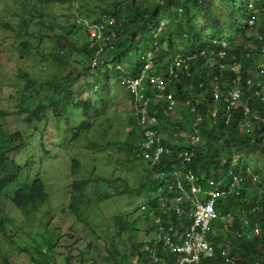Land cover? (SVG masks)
<instances>
[{
  "label": "trees",
  "instance_id": "1",
  "mask_svg": "<svg viewBox=\"0 0 264 264\" xmlns=\"http://www.w3.org/2000/svg\"><path fill=\"white\" fill-rule=\"evenodd\" d=\"M54 2L74 3L75 0H48ZM231 12V27L233 39L240 35L247 36L244 44H237L235 40L229 42L225 40L224 32L220 31V22L214 11V0H117L114 9H99L98 12L85 11L80 16L86 17L93 23L101 22L104 16L114 18L115 24L112 26L115 37L105 43L99 44L103 47V53L99 55V65L96 67V77L101 76L102 63H111L119 65L121 70L115 69V79L127 74L136 77L141 69V56L149 49H157L155 59V69L165 68V63H170L174 55L179 52L183 55H196L195 61L191 63L189 75L181 72L179 80L173 82L167 94L173 93L179 101L178 109L181 114L174 113L169 108L165 100H161L160 95L154 94L151 98L153 101L150 105L149 112L156 115L160 121L158 130L161 133L166 132L170 141H164L165 144L171 145L173 149L170 153L164 154L162 162L151 168L147 164L146 178L147 185H143L148 190L149 206L151 210L156 209L155 193L161 185V180L156 176V172L161 169H168L180 165L177 159V153L184 148H191L194 153V159L190 167L199 173L203 180L209 179L222 180L224 186L231 183V169L245 177V187L242 195H229L221 198L217 204L219 220L214 223V233L211 234L210 240L214 245L229 248L231 254L238 258L234 264H264V172H249L250 163L247 162L254 157H264V127L258 130L252 125H248L249 118L243 113V108L233 112V119L228 123L227 108L223 104H216L212 98L213 86L218 85L222 92L227 91L231 87L232 75L230 72H223V76L218 74V67L207 65L208 58L202 54V48L207 47L215 40H225L231 45V59L242 61L244 65V88L246 89L247 81H256V74H260L261 55L260 50L264 46V40L261 42L256 33L264 34V0H221ZM121 3L124 5L122 6ZM253 4L256 12L257 21L254 27L249 26V20L253 13L249 9V4ZM198 15H202L207 23L211 25L213 32L217 37H206L200 31L196 30L195 18L192 10ZM96 15V17H95ZM76 16H73L75 19ZM169 22L170 30L166 34L157 36V32L162 22ZM255 28V34L250 35L252 29ZM68 33L72 36V40L65 37V46L63 48L56 46L55 51L49 54L50 59L58 68L57 74L52 78L48 75L43 81H39L35 77H21L26 81L23 96L33 92L34 88L41 87V91H36L38 97L42 98L43 89L48 86L51 96L46 98V102L38 106L34 111L23 109L22 112L29 114L26 118L28 123L34 120H42L43 116L49 108L54 110L55 116L70 121L69 112L73 111L79 116L82 111V123L75 127L72 131V141L80 139L81 135L88 133L91 128V122L87 118L92 111L97 112L91 101H84L76 108L71 107V101L75 100L71 94L75 84L80 79L89 78L87 72L93 68V60L100 48H91L90 37L87 30L82 26L71 25ZM80 33H79V32ZM74 34V35H72ZM232 38V37H231ZM251 43L252 47L247 45ZM134 54L133 58L131 55ZM250 55L247 57V55ZM75 65H79L81 70ZM126 66V70L123 68ZM24 75V74H22ZM65 75V76H64ZM220 78H219V77ZM222 80V81H221ZM215 83V84H214ZM230 83V84H229ZM214 84V85H213ZM230 86H229V85ZM202 86V88H201ZM152 92H149V95ZM78 101H82L78 98ZM190 103L189 106H186ZM244 104H248L252 112L259 113L264 117V100L254 96L251 90L245 97ZM61 106V110L60 107ZM219 108L218 117L206 120L204 123L197 125L196 119L204 116L209 111ZM192 108L196 111L192 112ZM60 110V112H59ZM132 113V112H131ZM11 113H4V116ZM21 113H18L19 115ZM183 117V119H182ZM128 124L131 129L127 131V135L123 142L114 143L117 151L125 150L128 159L134 165L145 164L143 148H142V130L137 125V119L127 116ZM247 125L248 129H244ZM3 130L0 127V135ZM185 132L186 136L175 138L176 133ZM197 135L200 141L192 144V137ZM18 138H22L18 132L10 137L0 140V197L5 189L17 182L23 172V166L9 156L11 152L18 151L23 147V143H16ZM172 141L174 143H172ZM89 144L97 147V144L91 139ZM82 162L74 159L72 164V174L77 175L80 172ZM254 176H258V180H254ZM105 181L109 186V192L100 190L96 203L100 204L110 200L113 197L130 193L128 190H122L118 185L119 179H83L74 181L72 184V197L69 211L77 218H81L82 205H89L90 201H84V190L96 182ZM251 186H255L254 191L250 190ZM50 200V194L47 191L45 181L38 176L33 184L20 187L13 195L12 202L27 217L30 213L40 209L41 205ZM259 206L260 210L255 215L250 214V219L254 224L262 229L260 237L254 240H244L238 237V232L244 228V216L242 210H251L252 207ZM233 221L224 223L227 226V235H219L215 233L219 227H222L223 218H232ZM120 231L128 229V224L121 216L116 218ZM11 220L4 215L3 209L0 207V233H6V226ZM120 235V232H118ZM46 246H38L37 252L42 258L33 257L34 264H58L55 259V247L50 244ZM146 243L138 242L128 254H120L116 249L110 251L105 264H133L135 256H139V262L144 263L148 260L147 253L142 249ZM220 251V250H219ZM157 253L164 259L163 264H175L176 256L168 254L160 246ZM83 264V257H80ZM67 264H71V259H66ZM2 264H12L7 257L2 258ZM200 264H229L220 253L214 258L203 259Z\"/></svg>",
  "mask_w": 264,
  "mask_h": 264
},
{
  "label": "rangeland",
  "instance_id": "2",
  "mask_svg": "<svg viewBox=\"0 0 264 264\" xmlns=\"http://www.w3.org/2000/svg\"><path fill=\"white\" fill-rule=\"evenodd\" d=\"M116 1L0 0V127L3 130L0 140L18 132L21 134L22 138H18L16 143H23V147L9 156L24 168L19 180L7 187L0 197V207L11 220L6 233H0V264L3 257L10 259L12 264H34V256L42 258L37 247L49 248L48 242L55 247L58 264H67L68 257L71 264H81L80 257L84 258L83 264H105L110 251L116 249L120 254H128L135 244L147 243L154 236L149 229L148 190L143 188L148 182L144 177L147 162L134 165L125 150L117 151L114 145L123 142L131 129L127 116H132V113L128 96L123 93L112 69L104 65L99 78L96 77V68H91L87 72L89 78L80 79L71 91L75 99L71 101L72 108L91 101L97 110L88 114L91 128L77 141H72V131L82 123L81 110L79 116L69 112L70 121H67L56 117L54 110L49 108L42 120L31 123L26 121L29 114L22 112L23 109L36 110L52 92L45 86L42 98L36 93L41 91V87L23 96L27 83L21 77H35L39 81L47 75L52 78L59 71L49 54L58 44L60 48L65 46V37L72 40L68 33H72L71 25L76 24L73 16L85 11L114 9ZM214 7L225 40L244 44L246 34L233 39L231 12L227 5L214 0ZM192 15L197 31L206 37H217L202 15L194 9ZM166 23L164 34L170 30L169 22ZM75 66L81 70L79 65ZM123 68L127 69L126 66ZM59 108L61 110V106ZM181 111L184 110L177 108L174 113L181 114ZM4 113L11 114L4 116ZM245 128L248 129L247 126ZM91 139L99 143L97 147L89 144ZM249 158L247 162L252 172L257 169L264 172V157ZM74 159L82 162L77 175L71 171ZM38 176L45 181L50 200L27 217L14 205L12 198L17 189L33 184ZM88 178L119 179L121 189L130 193L97 204L100 190L109 192V186L105 181L96 182L84 190V201L89 200L90 204L81 206L82 216L77 218L68 209L72 184ZM255 188L261 190L255 186L250 190ZM119 216L130 228L120 231L116 220ZM232 218L222 219L223 225L215 230L216 235H227L224 223L228 224ZM135 262L140 264L138 255L133 259V264Z\"/></svg>",
  "mask_w": 264,
  "mask_h": 264
},
{
  "label": "built area",
  "instance_id": "3",
  "mask_svg": "<svg viewBox=\"0 0 264 264\" xmlns=\"http://www.w3.org/2000/svg\"><path fill=\"white\" fill-rule=\"evenodd\" d=\"M253 4H249V9L253 11L249 20V26L254 27L257 21L256 12ZM74 22L77 26H82L87 30L90 37L91 48H100V52L95 56L92 64L93 68L99 65V55L103 53V47L99 44L111 41L114 37L112 26L115 24L114 18L104 16L101 22L93 23L86 17L77 15ZM167 29V23L162 22L157 36H161ZM255 34V28L250 35ZM259 40H264V34L256 33ZM248 48L252 44L247 45ZM157 49H149L141 56V69L136 77L126 75L119 79L123 93L128 96L132 114L137 119V125L142 130V148L144 160L153 168L162 162L164 154L170 153L171 145L164 141H170L166 132L158 130L160 121L156 115L149 112L152 104L151 98L154 94L160 95L168 103L172 111H176L180 106L179 101L173 93L167 94L174 81L179 80L181 72L189 75L191 63L195 61L196 55H183L177 52L170 63H165L160 69H155V59H157ZM202 54L207 56V65L217 66L218 74L223 76V72H230L232 75L231 87L225 92L216 85L212 89V98L216 104H223L227 108L228 123L233 119V112L240 107L243 108L244 115L249 118L248 125L256 127L258 130L264 127V117L259 113H253L248 104H244L245 97L252 90L257 98L264 100V46L260 50L261 63L260 74H256V81H247L244 88V65L242 61L230 60L231 45L225 40H215L212 44L202 48ZM250 55L248 54L247 57ZM102 65L114 70L121 67L111 63ZM103 66L101 69H103ZM202 88V86H201ZM149 92H152L149 95ZM160 98V99H161ZM187 103L186 106H189ZM196 109L192 108V112ZM219 108L209 111L204 116L196 119V124L207 122L208 119L215 120L218 117ZM247 126V125H246ZM186 136L185 132L176 133L175 138ZM200 141V137L194 135L192 144ZM172 143H174L172 141ZM180 165L174 168L161 169L156 172V176L161 180V185L155 193L156 209L150 210L151 223L150 230L154 233L152 240L147 242L142 251L147 253L148 260L140 264H163L164 259L157 253L160 246L176 256L175 264H200L203 259L214 258L219 253L229 264L238 261L236 256L231 254L229 248L221 245H214L210 236L214 233L213 225L219 220L217 204L225 196H241L245 187V177L231 169L230 176L232 181L224 186L222 180L209 179L203 180L199 173L195 172L190 164L195 153L191 148H184L177 154ZM252 173V168H249ZM258 180V176H254ZM260 210L259 206H254L251 210H242L244 216V228L238 232V237L244 240H254L260 237L262 229L258 223L254 224L248 219L249 213L255 215ZM233 219V218H232ZM230 220L231 222L233 220ZM220 250V251H219ZM138 264V262H135Z\"/></svg>",
  "mask_w": 264,
  "mask_h": 264
},
{
  "label": "bare ground",
  "instance_id": "4",
  "mask_svg": "<svg viewBox=\"0 0 264 264\" xmlns=\"http://www.w3.org/2000/svg\"><path fill=\"white\" fill-rule=\"evenodd\" d=\"M218 77H219V76H218ZM219 78H220V77H219ZM244 80H245V79H244ZM250 80H251V78H250ZM221 81H222V80H221ZM214 84H215V83H214ZM214 84H213V85H214ZM229 84H230V83H229ZM229 84H228V85H229ZM215 86H216V85H215ZM229 86H230V85H229ZM213 87H214V86H213Z\"/></svg>",
  "mask_w": 264,
  "mask_h": 264
},
{
  "label": "clouds",
  "instance_id": "5",
  "mask_svg": "<svg viewBox=\"0 0 264 264\" xmlns=\"http://www.w3.org/2000/svg\"><path fill=\"white\" fill-rule=\"evenodd\" d=\"M102 70V69H101Z\"/></svg>",
  "mask_w": 264,
  "mask_h": 264
}]
</instances>
